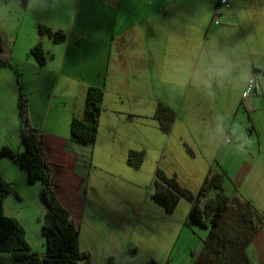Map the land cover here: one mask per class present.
<instances>
[{
	"label": "crops",
	"instance_id": "1",
	"mask_svg": "<svg viewBox=\"0 0 264 264\" xmlns=\"http://www.w3.org/2000/svg\"><path fill=\"white\" fill-rule=\"evenodd\" d=\"M228 1L227 7L217 6L215 0H28L25 9L29 13L15 11L13 16L3 10V49L15 69L0 66V149L7 147L18 153L24 150L18 109L22 91L29 100L31 123L52 165L56 194L78 226L80 237L82 220L92 219L93 204L101 206L99 201L88 205L97 144L102 137L123 138L127 134L126 139H131L128 134L132 133L122 132L121 128L125 131L126 123H134L139 128L138 138L132 139L139 147H128V157L132 151L144 152L145 157L143 142H137L144 140V120L150 122L152 93L174 88L181 92L183 104L187 94L198 101L213 94L229 97L237 89L242 99L250 80L255 79L248 101L250 106L255 105L262 96L264 105V0ZM6 2L21 6L18 0ZM53 5L57 13L51 12L50 16L46 11H54ZM60 5L65 10H60ZM28 17L31 25L26 29L22 23ZM40 26L61 32L63 40L55 42L40 32ZM38 44L45 54L42 65L31 52ZM232 77L242 82L233 85ZM152 79L157 92L150 89ZM89 87L103 88L104 102L97 139L93 144H83L72 139L70 125L74 118L83 117ZM250 106L244 109L249 111ZM191 113L186 115L194 116ZM127 165L135 170L142 167L134 168L128 160ZM251 166L242 159L240 171L246 168L248 174ZM211 168L224 173L228 180L218 163ZM256 170L258 175L260 170ZM0 176L12 185V194L5 201L6 215L24 226L34 253L44 255L46 245L40 225L46 208L38 199L42 184L36 182L31 189L26 171L8 158L0 160ZM239 198L256 208L248 198ZM36 206L39 212L34 217L31 208ZM201 229L206 237L199 239V251L190 253L191 264L208 236V229ZM115 244V240H106L111 248ZM252 245L255 253H248ZM248 248L250 264H264V227ZM109 260L114 261V257Z\"/></svg>",
	"mask_w": 264,
	"mask_h": 264
},
{
	"label": "rangeland",
	"instance_id": "2",
	"mask_svg": "<svg viewBox=\"0 0 264 264\" xmlns=\"http://www.w3.org/2000/svg\"><path fill=\"white\" fill-rule=\"evenodd\" d=\"M5 1L0 0V19L3 10L4 13L10 11L12 14L21 10L29 13L22 6L13 7ZM52 8L54 10L55 5ZM59 9L65 10L62 5ZM46 12L48 15L51 12L57 13L56 10ZM22 24L27 29L31 25V19L28 17ZM232 82L237 85L242 80L232 77ZM150 89L152 92L159 90L153 79L150 81ZM165 89V93L151 95L150 122L148 124V119L144 120L147 127L144 140L137 142H143L141 146L144 149L141 148L146 154L139 170L127 165L128 151L139 147L132 139L138 138L139 128L136 124L126 123L128 129L125 131L121 128L122 132L132 133L128 134L131 139H126L127 134L123 138L102 137L97 144L88 192L91 203L88 201V205L92 206L95 201H99L101 206L93 204L92 219L82 220L80 237V248L91 254V264H147L150 261L154 264H191L190 253L199 251V239L206 237V231L188 220L191 203L185 198H181L172 215L167 214L152 200L157 170L164 171L168 177H176L183 188L197 195L209 170L214 171L211 167L218 163L228 176L226 194L229 197L248 198L264 214L263 97H258V103L251 106L247 99L250 109L246 111L237 89L229 97L221 98L218 94H213L214 97L206 95L205 99L200 97L198 101L187 94L183 104L180 102V91L174 88L170 90L169 87ZM158 101L171 106L176 118L178 115L169 133L160 129L154 117ZM187 107L190 110L186 111ZM187 112H192L194 116L188 117ZM135 120L140 121L137 118ZM128 147L131 149L128 150ZM242 159L254 165L248 169V174L244 171L246 168L240 171ZM256 169L260 170L258 175ZM16 178L20 179L18 176ZM30 185L34 189V184ZM216 193L210 189L201 198L200 205L203 206ZM38 199L39 204L45 207L39 195ZM95 209L98 210L97 213ZM31 211L36 217L39 208L33 207ZM40 233L42 237V230ZM107 239L115 240V246L111 248L106 245ZM32 244L35 246V239ZM254 251V245L248 248V253ZM31 252L34 251L31 249ZM110 257H114V261H110Z\"/></svg>",
	"mask_w": 264,
	"mask_h": 264
},
{
	"label": "trees",
	"instance_id": "3",
	"mask_svg": "<svg viewBox=\"0 0 264 264\" xmlns=\"http://www.w3.org/2000/svg\"><path fill=\"white\" fill-rule=\"evenodd\" d=\"M39 30L48 34L55 42L63 40L61 32L53 33L42 26ZM31 52L41 65L45 62L41 44L36 45ZM0 66L15 69L11 59L4 53L1 34ZM103 102V88L89 87L84 115L82 118H74L70 125L74 141L83 144L95 143ZM18 109L24 150L18 153L3 147L0 149V160L8 158L18 164L26 171L30 184H42L39 198L46 208L41 226L46 253L38 255L31 252L24 226L16 218L6 215L5 201L12 194V187L0 176V264H91V254L80 249V230L56 194L52 165L47 159L42 139L39 138L41 136L31 123L29 100L22 91L19 93ZM154 117L160 129L169 133L176 114L171 108L159 103ZM143 160L144 152L132 151L128 164L139 168ZM225 184L224 173L210 169L198 194L194 195L183 188L176 177H168L162 170L156 171L152 200L167 214L172 215L181 198H185L191 203L188 220L208 229L203 249L194 257L192 264H250L246 250L262 231L264 214L249 201L229 197ZM210 189L217 192L215 197L201 206V198Z\"/></svg>",
	"mask_w": 264,
	"mask_h": 264
},
{
	"label": "built area",
	"instance_id": "4",
	"mask_svg": "<svg viewBox=\"0 0 264 264\" xmlns=\"http://www.w3.org/2000/svg\"><path fill=\"white\" fill-rule=\"evenodd\" d=\"M216 5L217 6H229V1L228 0H215ZM255 79H251L247 89L245 90L244 94H243V104L245 107H248V102L247 99L250 95V92L254 89V85H255ZM41 138V137H39Z\"/></svg>",
	"mask_w": 264,
	"mask_h": 264
},
{
	"label": "water",
	"instance_id": "5",
	"mask_svg": "<svg viewBox=\"0 0 264 264\" xmlns=\"http://www.w3.org/2000/svg\"><path fill=\"white\" fill-rule=\"evenodd\" d=\"M23 8L27 6L28 0H18Z\"/></svg>",
	"mask_w": 264,
	"mask_h": 264
},
{
	"label": "bare ground",
	"instance_id": "6",
	"mask_svg": "<svg viewBox=\"0 0 264 264\" xmlns=\"http://www.w3.org/2000/svg\"><path fill=\"white\" fill-rule=\"evenodd\" d=\"M244 105V104H243Z\"/></svg>",
	"mask_w": 264,
	"mask_h": 264
}]
</instances>
